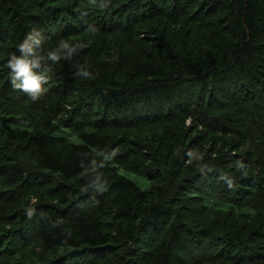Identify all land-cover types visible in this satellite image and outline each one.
Instances as JSON below:
<instances>
[{
	"label": "trees",
	"instance_id": "16d2710c",
	"mask_svg": "<svg viewBox=\"0 0 264 264\" xmlns=\"http://www.w3.org/2000/svg\"><path fill=\"white\" fill-rule=\"evenodd\" d=\"M0 264H264V0H0Z\"/></svg>",
	"mask_w": 264,
	"mask_h": 264
},
{
	"label": "clouds",
	"instance_id": "9594fccd",
	"mask_svg": "<svg viewBox=\"0 0 264 264\" xmlns=\"http://www.w3.org/2000/svg\"><path fill=\"white\" fill-rule=\"evenodd\" d=\"M32 39L31 33L28 35L27 39L23 44L20 45L21 49L25 51L29 50L28 40ZM14 62L11 63V67L15 70L17 77L23 78V83L21 85H16V87H22L25 91L29 92V95L33 101L39 99L40 93V78L35 77L32 72L28 62L23 59H17L13 57Z\"/></svg>",
	"mask_w": 264,
	"mask_h": 264
},
{
	"label": "rangeland",
	"instance_id": "374dc122",
	"mask_svg": "<svg viewBox=\"0 0 264 264\" xmlns=\"http://www.w3.org/2000/svg\"><path fill=\"white\" fill-rule=\"evenodd\" d=\"M128 177H129L130 179H132V180L137 181L138 183H140V185H141V183L144 184L143 179L138 180V179H136V178H132L131 176H128ZM139 181H140V182H139Z\"/></svg>",
	"mask_w": 264,
	"mask_h": 264
}]
</instances>
